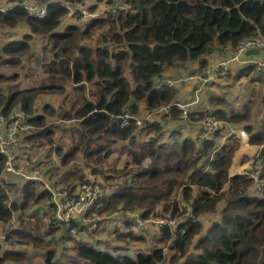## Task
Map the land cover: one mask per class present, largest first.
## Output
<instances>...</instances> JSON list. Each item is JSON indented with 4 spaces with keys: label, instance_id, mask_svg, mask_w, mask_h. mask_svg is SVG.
Returning a JSON list of instances; mask_svg holds the SVG:
<instances>
[{
    "label": "trees",
    "instance_id": "1",
    "mask_svg": "<svg viewBox=\"0 0 264 264\" xmlns=\"http://www.w3.org/2000/svg\"><path fill=\"white\" fill-rule=\"evenodd\" d=\"M83 1L33 0L47 7L44 19L31 16L23 3L10 11L0 9V27L25 24L42 37L38 53L30 52L32 35L4 45L0 64L18 66L29 55L32 70L40 68L48 76L37 87L12 90L0 98V111L6 116L15 106L25 111L33 129L24 140L38 148L50 146L47 158L55 153L65 167L77 160L92 175L116 181L108 184L110 191L94 202L88 215L130 209L146 221L153 215L170 214L178 228L162 226L156 238L160 246L136 257L119 253L118 247L100 249L79 237L89 230L79 220L63 223L56 219L51 195L40 191L36 183L2 180L6 157L0 151V226L5 234L0 240V264L30 263L31 255L17 249L21 245L42 254L43 264H264V188L251 195L254 181L250 174L231 176L235 144L216 150L210 140L200 144L198 136L180 138L179 130L165 140L162 119H177L176 104L192 102L195 97L181 98L180 87L157 83L168 78L172 68L198 61L207 67L217 51L231 57L243 42L264 37V0H131L129 13L85 20L84 29L82 24L63 26L68 6ZM104 1L95 0L89 11L95 12ZM96 28L103 31L100 43L80 44ZM255 73L263 75L258 64L252 63L239 69L235 79ZM70 85L75 95L70 106L64 104L57 110L46 105L42 114L36 110L43 94L67 99ZM214 85L219 86L215 81ZM260 100L264 105V97ZM209 102L227 104L215 95ZM166 106L171 107L170 114L156 113ZM142 110L160 118L141 128L137 120ZM125 114L135 117L126 125ZM207 114L233 125L246 123L249 143L264 144V121L253 119L251 103L229 114L197 110L190 120L199 121ZM48 117H57L59 124L50 123ZM58 128L68 134L69 147L55 139ZM125 157L121 169L118 164ZM246 161L243 158L240 163ZM257 166L264 179V149L253 169ZM84 168L59 174L55 186L72 194L79 185L90 183ZM185 203L192 207V217L187 216ZM221 203L225 206L220 220L205 231L200 218L217 212ZM14 218L16 227L11 226ZM116 221L126 230L116 229L119 240H146L133 231L137 220L120 217ZM60 230L75 253L72 258H61L60 244L50 240ZM166 247L172 256L168 257Z\"/></svg>",
    "mask_w": 264,
    "mask_h": 264
},
{
    "label": "built area",
    "instance_id": "2",
    "mask_svg": "<svg viewBox=\"0 0 264 264\" xmlns=\"http://www.w3.org/2000/svg\"><path fill=\"white\" fill-rule=\"evenodd\" d=\"M131 0H108L105 4V9L102 12H90L87 9L80 11L81 17L86 19L105 18L109 16H117L126 14L132 11L133 7ZM31 16L39 19H44L47 16V7L38 5H26ZM2 11H6L1 8ZM77 10L68 6V16L76 17ZM250 50L264 51V37L260 36L243 42L239 49L231 56L230 59L223 62H214L204 72L203 76L190 77V79H199L204 86L218 79L229 77L233 72L234 65L246 66L252 63H257L259 69L264 75V59L256 60L253 56L248 57L246 53ZM177 82V81H176ZM176 82L168 79L157 80L158 85H169L174 87ZM191 103H177L176 106L180 110V118L187 121L192 112ZM156 113L170 114L171 107L166 106ZM152 117L148 114L144 120L138 119L137 125L141 128L147 125V122ZM124 124H128V120L135 118L129 114L123 116ZM28 115L20 108H15L6 116L0 111V151L5 155V168L2 174L16 175L22 178L23 182H34L41 191H46L51 195V201L54 206V214L59 222L69 223L74 219L83 221L88 216L94 202L103 194L101 187L93 182L79 185L75 192L70 194L67 190L60 186H55L51 182L43 168L38 164V157L42 156L45 148H38L24 140L32 126L28 124ZM198 140L199 142L206 140H215L218 135L227 133V125L222 120L212 114L205 115L199 123ZM26 165H31L28 171L24 170ZM254 186L261 190L264 188V179L261 177V172L257 170L251 175ZM187 209V216L192 217V207L190 204H184ZM171 216L161 220H157L160 227L170 226L174 231L178 228V223H175ZM5 239V234L0 231V240Z\"/></svg>",
    "mask_w": 264,
    "mask_h": 264
},
{
    "label": "rangeland",
    "instance_id": "3",
    "mask_svg": "<svg viewBox=\"0 0 264 264\" xmlns=\"http://www.w3.org/2000/svg\"><path fill=\"white\" fill-rule=\"evenodd\" d=\"M33 4H35L33 2ZM38 5V4H35ZM105 9V6L100 8L99 10H96L95 12L99 13L102 12ZM84 24H82V29H84V26L87 24V22H83ZM23 25V24H22ZM10 28H3L0 27V56H2V46L3 44H5L9 38L11 37L8 32H9ZM102 30L101 29H94L93 33L91 34L90 38H87L83 41L80 42V44L82 45H89V46H97V44H99L100 42V32ZM103 32V31H102ZM19 35V32H18ZM21 36V33H20ZM18 37V36H17ZM42 44H40L39 49H35L37 50V52L35 50H33V52L38 53V51L41 49ZM35 48V47H34ZM219 56L221 55L220 52L218 53ZM262 54H264V51L262 52ZM29 55L23 56L22 60L23 62L18 65V66H14V67H9V66H3L0 64V98L3 99L6 96H9L11 94V92H13L12 90H28L31 89L33 87H37L39 86L40 82H46L48 81V76L47 74L42 71L40 68L37 70L33 68H31L32 62L29 60ZM233 56V55H232ZM225 61L230 59L231 57H228L227 55H224V57H222ZM223 60V61H224ZM220 61V62H223ZM209 66L204 67L203 69L206 71L208 69ZM177 71H179V68L176 69ZM177 77L181 78L182 75L177 74ZM172 79V81L176 82L175 80H173V78L175 79V77H169ZM222 79H227V77H224ZM229 79V78H228ZM181 80V79H179ZM177 80L175 87H179V85H181V83H179ZM232 80H224L222 82V85L220 88H218L219 91H215L214 89L217 87L214 86L213 89L211 91L215 92L212 93L216 96H221L224 98L225 101L231 103H227V105L230 106V108H228V111L231 110L233 107H236L237 105H233V100L238 99L239 101H241V92L240 91H235L234 88H229L228 86H226L227 83H230ZM243 86V85H239ZM210 89V88H209ZM209 89L208 91L205 92L204 96H205V100L207 99L208 95H209ZM237 89V88H236ZM238 90V89H237ZM68 97L67 99H65V96H60V95H53V94H43L41 95L38 100L36 101V110L39 113H44V108L46 105H50L53 108H57V110H59V108L66 104V106H70L71 102L73 101V98L75 97L74 92L72 91V86H69V91H68ZM219 94V95H218ZM181 98H184L181 97ZM261 101L260 99H257V105L253 106V112L254 114L258 111L255 110V108H257L258 106H260ZM53 105V106H52ZM15 108H19L16 107ZM13 108V109H15ZM213 111V110H210ZM260 112H258L259 114ZM48 115V114H47ZM148 116L147 112L145 111H141V113L138 115L139 119L144 120L146 119ZM158 118H160L159 116H157ZM154 116V118H157ZM153 118V117H152ZM180 120V117H178L177 119L173 120L171 118H169L168 120H163L162 122H166V128L169 129V131L174 130L176 127L173 125L176 123V121ZM48 121L50 123H54V124H59V119L57 117H48ZM200 126V125H199ZM188 128V127H187ZM199 131L198 126L195 127V129H190L188 128L187 130H185L184 133H191L194 134V131ZM236 137H238V141L237 142V153L239 151H242V148H245L241 153V155H243L244 153H248V154H254V150L247 148L246 143H245V136L243 132H239L236 134ZM57 138L58 143H61L62 146H66L69 147L71 145V141L69 140V136L68 134L63 131V129H57L55 131V139ZM200 145V144H199ZM45 152L42 156L38 157V164L41 163V167L43 168V170L46 172L49 169V173L47 174L48 179L51 182H54V180H57L59 178V174L63 173V172H67L69 169L73 172L75 169H77L78 167H83V164L80 161H74L73 163H71L69 166H63L62 163L60 162V159L58 158V156L53 153L51 155V158H47L46 154H48L49 150H50V146L46 145L45 147ZM247 150V151H246ZM258 150V149H257ZM46 157V158H45ZM126 157L122 159V161L118 164L119 168H123L125 163H126ZM112 162V161H111ZM31 167V165H26L24 170H29ZM84 172L86 174V176L88 177V179L90 180V182H93L95 184H98L102 191L103 194L108 193L110 191L109 189V185L108 184H112L113 182L115 183L116 181L112 180V181H104V179L101 176H94L90 173L88 168H84ZM52 176V179H50V177ZM70 180H72V178H70ZM120 180V178H119ZM12 200H14L11 197ZM45 202L42 203V206ZM225 203H221L220 204V209L215 212V213H210L208 215H205L203 217L200 218V220L202 221L203 225H204V230L206 231L209 226L215 221L217 220L220 216H221V209L224 208ZM126 211V212H125ZM120 210L117 212H113V213H109V215H105V216H100L99 214L93 212L92 214L88 215L85 220L80 221L81 225L87 227L89 230L86 232L87 235H89L90 238H94V240L99 241V243H102L103 245H110L112 246V248L114 247H119V245H123L124 243L127 244V247L130 249V251H143L145 253H150L152 252L155 248L159 247L160 245L157 243V236L159 235V231L161 230V227L159 226V224H157V220H161L164 218H168L170 216V214L164 215V216H158V215H153L151 216L148 220L143 221L140 219V214L138 211H133V210ZM156 212H161L159 209ZM120 217H127V218H131V219H135V220H139L138 225H136V227L133 228V231L138 233V234H142L143 236H145L146 240L141 241V242H135V241H122L119 240L118 234H116V229H118L119 231L121 230L122 232H125V227L119 223H117V219ZM172 219V218H171ZM176 224L178 223L177 221L175 222ZM0 231L4 233V228L2 226H0ZM83 234V233H82ZM85 234V235H86ZM65 237V234L62 230L57 231L54 235H52L50 237V240H52V242L54 244H60V257L62 258V256H71L74 255L75 253L70 249L71 245L70 243L65 242V240H63V238ZM20 248H24L25 250H29L32 249L30 246H18L17 249ZM31 252H35L33 249ZM165 252L166 254L169 256H172V252L167 249V247L165 248ZM32 264H43V258H41V256L34 258L32 261Z\"/></svg>",
    "mask_w": 264,
    "mask_h": 264
},
{
    "label": "crops",
    "instance_id": "4",
    "mask_svg": "<svg viewBox=\"0 0 264 264\" xmlns=\"http://www.w3.org/2000/svg\"><path fill=\"white\" fill-rule=\"evenodd\" d=\"M21 3L31 5V4H33V0H0V9L3 8L6 11H10L12 8H14L15 6H17L18 4H21ZM93 3H95V0H84L83 2H79V3L74 2L70 5L72 6V8L77 10V13H80V11L82 9L89 10L88 6L92 5ZM106 3H107V0H105L104 2L98 3L96 10H99L100 8L104 7ZM85 20H89V19L82 18V17L80 19V17H78V14L76 17H69L67 14L65 19L63 20V26H67V25H71V24H75V25L76 24H84L83 22H85ZM18 32H19V35H18ZM20 33H21V36H20ZM8 34L11 37L9 38V40L5 44H3V46L12 42V41L21 40L26 35H32L34 39L31 42V46H32L31 51H30L31 54L37 52V50L39 49L40 44L42 42V37L38 36V35L37 36L34 35L31 31V29L25 24H23V25L20 24L16 28H10ZM3 46H2V48H3ZM35 49H37V50H35ZM33 50H35L36 52H33ZM219 52L220 51H217L214 56H212L211 58L208 59V66H210L214 62H220V61L224 60L222 57H224L225 53L223 54L220 52L221 55L219 56V54H218ZM253 57L256 60L264 59V54L261 53L259 56H253ZM22 62H23V60H22ZM242 67L243 66L240 64L234 65L233 66V72L229 77H227V79H218L215 81L219 85V86H216L217 89L215 88L214 89L215 91L216 90L219 91L218 88L223 86L222 82L224 80H228V81L232 80L230 83H227L226 86H228L229 88H234L235 91L241 92V95H242V97L240 98L241 101H239L238 99L233 100L232 104L237 105V106L233 107L229 111H228V108H230V106L227 104H220V103H216V102L210 103L209 102L210 96L214 95L212 93H215V92H213L214 90L211 91L213 89V87L215 86L214 82L210 83V84H205L203 86L199 79H196V78L190 79V77L203 76L205 70L201 67V65L199 64V61L198 62H189L183 66L176 67L174 69L173 68L170 69L166 74L168 76V78H166V79L172 80L169 77H176L178 79H181L178 81L179 83H181V85H179L180 90H181V93H180L181 97L186 96V97L191 98L192 95L194 94L195 100L192 102H189V103L193 104L191 113H193L197 110L202 111V112H207V111L213 112L216 110H223L224 112H226V114H229L232 110L234 111V110L240 109L246 102L251 103L252 107L254 106V104L256 106L257 105V99L264 97V75L255 73L249 77H243V78L237 80V79H235V76H236L238 70L241 69ZM177 68H179V71L176 70ZM177 74L182 75V77L181 78L177 77L176 76ZM173 80L177 81L174 78H173ZM239 85H243V86L239 87ZM208 89H209V95H208L207 99L205 100L204 94L206 91H208ZM216 97H218V96H216ZM201 103H202V105H200ZM227 103H229V102H227ZM198 104H199V106L196 107ZM229 104H231V103H229ZM210 110H213V111H210ZM255 110L256 111L258 110V111L253 116L254 117L253 119L256 121H260V122L264 121V105H262V103H261L260 106L255 108ZM143 111H145V110H143ZM145 112H147V111H145ZM258 112H260V113L258 114ZM147 114H149V113L147 112ZM154 119L155 118L151 117L149 119V121H153ZM201 120L191 121L189 118L187 121H183L180 118V120L176 121V123L173 124L176 127L174 130H179L181 132L182 137H180V138H183V137L196 138L198 136V131L195 130L194 134L184 133V132L188 128H190V129L194 128L195 129L196 126H198V128H199V123ZM223 122H225L227 125V133L225 135H218L215 140H210V141L214 142L216 150H222L224 147L232 146L233 144L236 145V152H235V156L233 159V165L230 168L231 176H234L237 174H240V175L241 174L242 175L243 174H250V175H252L257 170H259L261 172V168L259 166H257L256 169L254 170L253 164L257 160V158L259 157L261 150L264 149V144L261 145L260 147H258L256 145H252L249 143V136H248L247 132L244 130L246 123H243L241 125H233L227 121H223ZM174 130L169 131V129H167L165 126L163 138L165 140L171 139L170 136ZM239 132L244 133L246 146H247V148H249V150L253 149L254 154L251 155L248 153H246V154L244 153L243 155H241V153L245 151L244 150L245 148H242L241 149L242 151H239L237 153V142H239V141H238V137H236V134ZM199 143L201 144V142H199ZM243 158H246L247 161L244 164H241L240 162ZM252 170H254V171H252ZM1 179L6 180L8 182H16L18 180L23 181L22 178L19 176L6 175V174H2ZM255 189H257L255 186L251 189V191H250L251 195H254L256 193ZM10 201H14V200L11 199ZM220 218H221V216L215 221H219ZM137 221L139 222L138 219H137ZM17 225H18V222L14 218L11 226L16 227ZM134 227H136V226H133V228ZM85 234L86 233H83L79 237L82 240H85L86 242H90L93 245L98 246L100 249H106V248L114 249V248H112V246L103 245L102 243H99L98 239L94 240V238L92 239L89 237V235H87V234L85 235ZM22 246H27V245H21L20 247H22ZM118 248H119V253L124 254V255H129L131 257H136L139 253L143 252L141 250L137 251V252H134L132 250L130 251V249L127 247V244H125V243L123 245H119ZM20 250H25V249L20 248ZM25 251H27L29 253V255H31V257H32L31 262L28 264H32L33 259L37 258L38 256L39 257L41 256V258H42V254L37 253V252H31L32 249L25 250ZM74 256H75V254L71 255V256L69 255V257H71V258ZM65 257H67V254H66V256H62L63 259H65Z\"/></svg>",
    "mask_w": 264,
    "mask_h": 264
},
{
    "label": "water",
    "instance_id": "5",
    "mask_svg": "<svg viewBox=\"0 0 264 264\" xmlns=\"http://www.w3.org/2000/svg\"><path fill=\"white\" fill-rule=\"evenodd\" d=\"M261 52L259 50H250L246 53L248 57L259 56Z\"/></svg>",
    "mask_w": 264,
    "mask_h": 264
}]
</instances>
